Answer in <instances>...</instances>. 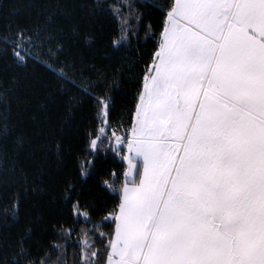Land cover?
Segmentation results:
<instances>
[{"label": "snow or ice", "instance_id": "obj_1", "mask_svg": "<svg viewBox=\"0 0 264 264\" xmlns=\"http://www.w3.org/2000/svg\"><path fill=\"white\" fill-rule=\"evenodd\" d=\"M112 7L117 46L144 30L140 7L160 13L146 25L145 40L155 47L126 114L113 121L115 79L84 66L77 76L96 109L81 174L94 170L101 151L111 153L117 166L101 186L115 197L113 207L86 205L79 185L66 181L71 224L52 226L62 242L50 240L45 255L34 257L26 233L0 264H264V0H122ZM52 23L50 16L17 24L0 35V51L20 66L46 54L43 63L76 84L60 66L63 45ZM81 103L73 96L69 109ZM55 147L59 158L63 144ZM19 206L17 199L14 215ZM97 211L104 215L94 221ZM81 222L92 227L77 232Z\"/></svg>", "mask_w": 264, "mask_h": 264}, {"label": "trees", "instance_id": "obj_2", "mask_svg": "<svg viewBox=\"0 0 264 264\" xmlns=\"http://www.w3.org/2000/svg\"><path fill=\"white\" fill-rule=\"evenodd\" d=\"M132 2L139 5L142 0ZM99 4L102 11L97 8V0H0V35L17 24L43 23L53 18L50 27L63 45L60 66H65L69 77L76 81L72 84L61 78L55 65V70L48 68L43 63L46 54L39 61L30 60L20 66L10 51H0V132L8 128L6 137L0 135V159H4L5 150L7 153L0 166V257L5 253L10 256L29 232L32 238L25 246L34 257L45 255L42 245L50 240L62 242L55 237L52 226L56 221L71 224V208L63 196L66 181L79 185L77 191L86 205L113 207L115 197L101 186L105 173L117 166L111 153L105 157L101 151L94 170L87 177L81 174L80 165L87 156L81 150L87 145L85 133L93 126L96 109L95 101L79 91L78 85L84 82L77 76L84 66L89 71L103 72L109 83L115 79L113 121L126 114L134 106L139 74L155 47L154 41L145 40L146 25L156 23L160 13L151 7H140L145 13L144 30L117 46L114 41L119 38L120 21L112 6L121 5L122 0H99ZM124 11L127 13V7ZM131 22L135 24V18ZM73 96L83 103L70 110ZM21 137L23 148L18 149ZM57 143L64 148L59 158ZM17 199L20 206L14 215ZM102 215L97 211L92 219L99 221ZM80 227L92 225L81 222L77 232ZM75 239L74 235L72 240ZM71 254L69 247L70 262Z\"/></svg>", "mask_w": 264, "mask_h": 264}]
</instances>
